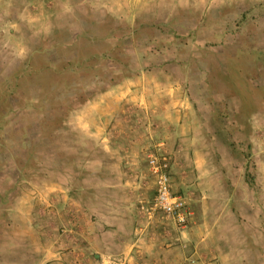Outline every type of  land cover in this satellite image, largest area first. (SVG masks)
<instances>
[{
	"label": "rangeland",
	"instance_id": "374dc122",
	"mask_svg": "<svg viewBox=\"0 0 264 264\" xmlns=\"http://www.w3.org/2000/svg\"><path fill=\"white\" fill-rule=\"evenodd\" d=\"M172 132L216 181L187 235ZM0 264H264V0H0Z\"/></svg>",
	"mask_w": 264,
	"mask_h": 264
},
{
	"label": "crops",
	"instance_id": "0c3cea01",
	"mask_svg": "<svg viewBox=\"0 0 264 264\" xmlns=\"http://www.w3.org/2000/svg\"><path fill=\"white\" fill-rule=\"evenodd\" d=\"M169 134H171V132H169ZM170 136L171 140H173V144L168 147L170 150H175V155L180 156L178 160V162H180L177 164L176 174L174 176V187H176L177 190H183L182 192L185 193L191 210L190 221L193 223L191 226H188L185 231L187 235V233L190 234L197 229L202 230V225L201 227L198 226H200L204 220L203 207L205 203L208 202L207 200L210 199L212 194L210 192L212 191V183H216V181H212L210 178V173L213 169H208L209 160L207 161L205 153L200 147H194L190 144L188 149L186 146L180 144L181 137L179 133L172 132ZM193 138H189L190 142H193ZM174 147H176V149H174ZM178 152L180 153L177 154ZM215 188L216 187H213V190ZM166 218L175 224L172 219ZM182 231L183 230L179 229L181 236H183Z\"/></svg>",
	"mask_w": 264,
	"mask_h": 264
},
{
	"label": "built area",
	"instance_id": "2783aa9c",
	"mask_svg": "<svg viewBox=\"0 0 264 264\" xmlns=\"http://www.w3.org/2000/svg\"><path fill=\"white\" fill-rule=\"evenodd\" d=\"M149 167L155 183L151 210L165 215L180 226L187 225L191 210L185 195L173 189L170 157L165 154L150 155Z\"/></svg>",
	"mask_w": 264,
	"mask_h": 264
}]
</instances>
